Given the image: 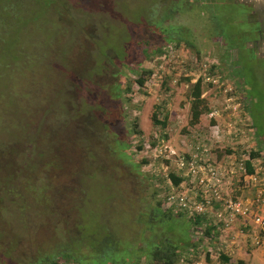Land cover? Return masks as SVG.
<instances>
[{
  "label": "rangeland",
  "instance_id": "obj_1",
  "mask_svg": "<svg viewBox=\"0 0 264 264\" xmlns=\"http://www.w3.org/2000/svg\"><path fill=\"white\" fill-rule=\"evenodd\" d=\"M225 1L242 6L256 2L257 9L246 13L252 19L264 16V0ZM174 5L175 0H0V152L6 158L14 155L22 169V178L1 180L0 157V217L6 220L4 231L18 238L20 253H30L28 245H43L50 238L60 242L64 231L72 236L79 228L92 241L110 231L140 246L147 224L157 230L165 225L166 220L162 226L146 217L156 202L165 209L171 192L197 196L195 179L178 170L196 147H203L202 159L221 172L219 197L252 201L254 213L259 212L258 185L247 181L238 165L248 162L257 178L264 176V30L253 57L251 44L238 49L211 38L205 18L194 8L173 11ZM224 8L217 15L220 22L231 20L233 31L238 18L244 24L238 10ZM252 19L245 17L248 27ZM171 26L184 29L192 47L180 43L155 51L163 37L155 30ZM243 37L232 45L240 46ZM149 42L140 49V43ZM138 61L133 66L137 71H151L142 88L132 83L129 72ZM198 79L203 113L190 126L191 86ZM153 112L159 120L166 115L164 128L151 124ZM134 122L140 136L132 131ZM126 134L131 146L142 148L126 151L130 161L120 149ZM26 136L31 142H25ZM163 136L157 153L145 148ZM45 154L48 159L41 157ZM168 172L185 181L172 187ZM41 185L62 190L56 196L61 221L52 219L47 230L38 226ZM13 186L17 199L5 192ZM220 202L211 204L212 212L223 207ZM158 209L166 213L162 206ZM187 218L181 215L172 224L178 237L186 225L190 234ZM234 223L226 227L204 215L195 225L204 237H192L197 246L191 252L180 248L177 264H221L220 256L230 258L227 264H264L263 232L254 230L259 242L253 245ZM207 227L209 235L204 234ZM223 240L234 242L233 252L222 248ZM84 259L89 260L88 252ZM139 263L146 264L143 259Z\"/></svg>",
  "mask_w": 264,
  "mask_h": 264
},
{
  "label": "trees",
  "instance_id": "obj_2",
  "mask_svg": "<svg viewBox=\"0 0 264 264\" xmlns=\"http://www.w3.org/2000/svg\"><path fill=\"white\" fill-rule=\"evenodd\" d=\"M177 6H173L171 10L173 11H185L190 10L191 7L196 10V13L205 18L206 26H207V33L209 36L213 39H222L224 41L227 40L228 45L230 47H236L238 49H242L245 46L246 42L254 41L252 40L254 35H256V25H252L250 27L247 26V23H245V7L242 5H237L238 3H229L226 4L225 0H175ZM224 7H230L238 10L241 13V17L243 18V25H240L242 23L241 18H238L237 20H240L241 23H239L237 20H235L234 24H237V27L235 31L232 30V24L231 20L229 21H219L217 15L224 12ZM212 27V30L210 29ZM169 28V29H168ZM164 30V32H161L163 28L156 29L155 31H158V33H162V43L159 46V48H156L155 51H158L161 46L165 47H173L176 48L179 46L180 43H183L186 47H192V44L189 42L188 37L185 39V35H187V32L182 28H174L173 26L168 27ZM253 35V37H252ZM242 44L240 46L232 45V42L235 41L237 38H242ZM171 43L173 46H171ZM149 43H143L139 44L140 49H143L145 45L148 47ZM144 55L145 53L142 52ZM150 54V53H148ZM147 54V55H148ZM141 61V60H140ZM141 62H133L132 66L129 68L130 74H133L132 76V83H134L138 88L144 87V83L146 80L150 77L151 71L150 70H140L137 71L135 69V65H139ZM200 80L198 79L196 82H194L191 86V106H190V126H193L197 123L199 116L203 113L202 110L199 108L200 100ZM158 112H153L151 115V124L155 127H159V129H162L165 127L166 124V115H163L161 119H158ZM136 123H132V131L135 134H138L140 136V131L135 130ZM129 134V131L127 132ZM127 134L121 141L120 149L122 153L125 152L123 155L125 159L128 161L131 160V157L129 154H126V151H129L131 149H134L136 151L142 150L140 145L138 146H131L129 142V138L127 137ZM161 136V135H160ZM53 139H56V135L52 136ZM26 143L31 142L30 140L32 137L24 138ZM162 139H165V136L163 138L161 137L159 139H154V145L149 144L145 146L147 149L154 150V153H157V149L160 148L162 145ZM62 140L69 141L67 138H63ZM56 141L54 143L56 144ZM60 144V141L57 143V145ZM12 154V153H7ZM253 157V154H250ZM250 156V157H251ZM0 157L2 159V162L4 165L1 166L3 170V178L1 180H18V178H22L20 175V172L22 169L18 168L19 162L15 160V156L13 155L11 158H6L3 156V154L0 152ZM43 159H48V156L41 155ZM10 159V160H8ZM39 159V158H38ZM2 164V163H0ZM140 164L146 165L148 162L146 160H141ZM56 167H59V164L56 163ZM244 168L246 170V174H252L253 169H251L248 162H244ZM27 168V172H28ZM29 173V172H28ZM260 175V174H259ZM263 176V175H260ZM258 176V178L260 177ZM28 178V176H26ZM182 175L168 172L165 175L166 180L168 181L169 185L176 188L178 187L183 181H185L184 178H182ZM158 180L161 179V176L156 177ZM6 195L9 198H15L17 199L19 196V192L16 187H11L7 189ZM38 195H40L37 208L40 209L39 214L43 215L41 219H39V228H42L44 230L50 229L49 224H51L53 221L52 219H56L57 222H60V217L58 211H57V202L56 196L62 193V190L58 186H50L47 187L46 185H41L40 190H37ZM50 194V195H49ZM162 206V211H165L166 213L161 212L158 208ZM252 211L253 208H252ZM215 210L212 212V210L209 213H214ZM172 213L173 216L170 214ZM184 211L182 210H174L173 207L165 208L163 209V205L160 204V202H156L155 207L151 208L149 215L146 216L147 218L153 220V223H156V225L160 224L162 220H166L165 225L163 226V222L161 225L162 228H159V230L152 228L151 223L147 224V236L145 234L142 235L141 240L142 244L140 246L135 245L134 241L125 240L120 236H115L113 233L108 231V235H105L103 238H101L102 235H100L97 239L92 241V237H87L86 235L82 234V232L79 230L73 234L72 236L68 235V231H64L63 234H66V238L62 239V241H52L46 240L45 244H34L33 246L28 245L29 248L33 249L32 252L24 254L20 253L17 250L19 240L18 238H15L11 235L9 232H5L4 228L2 227V223L6 222V220L2 217H0V250L4 249V252L0 254L1 257V264H6V260L9 259L11 261V264H141L139 261L143 259L146 264H177L179 257L180 248L182 247H189L188 251L191 252L192 249L197 244L195 240H193V236L199 234L200 237L203 236V230L200 228V226L196 227L195 225L200 221L204 219V216L199 215H191L187 218L186 222L189 224H192L189 235L187 234L186 226L182 230L181 235H176L177 232H175V229L172 228V224L174 225V222H176V218L181 217V215H184ZM160 215V217H158ZM205 214V220H208L209 218H212L214 220V215H209L208 217ZM145 218L144 216H140L138 219L140 222L145 223L143 220ZM186 222H184L186 224ZM23 225V224H22ZM207 225H210L209 223ZM214 225V224H213ZM79 226H77L78 228ZM158 228V226H157ZM204 234L209 235L210 227L204 228ZM66 230V229H64ZM24 235H26L25 231L23 232ZM87 238L89 239L87 241ZM86 241L85 245L83 243ZM199 242V240H198ZM31 243V242H29ZM83 245V246H82ZM88 247H87V246ZM122 246V252L118 253V250L120 249L119 246ZM197 246V245H196ZM86 247V252H88L89 260H85L86 252H82L83 249ZM24 260V261H23ZM181 262H183L181 260ZM184 262H186L184 260ZM219 262L221 264H227L230 262V258L226 256H220ZM185 264V263H184Z\"/></svg>",
  "mask_w": 264,
  "mask_h": 264
},
{
  "label": "built area",
  "instance_id": "obj_3",
  "mask_svg": "<svg viewBox=\"0 0 264 264\" xmlns=\"http://www.w3.org/2000/svg\"><path fill=\"white\" fill-rule=\"evenodd\" d=\"M205 152L206 150L203 147H196L188 159L178 163V170H184V173L182 174L184 177H191L195 179L191 181H194L198 188L197 196H194V198H188L184 194L175 195L171 192V194H169L166 198L167 208L173 207L174 210H182L188 217L191 215L204 216L207 209L211 211L212 203L222 201L220 202V206L223 207L219 211L213 213L215 221L229 227L234 223L236 218L240 220L249 219L255 229L261 230L264 234V217L252 211V204L250 203L253 202L247 200L240 201L231 198L222 200V198L219 197L217 182L221 177V172H219L217 168L213 167L207 159H202V156H205ZM238 170L242 172L247 181H251L258 185L256 201H264V176H261L262 178L258 179L255 176V172L252 174H246V170L242 162L239 163ZM223 171H225L224 167ZM240 233L243 235L241 230ZM258 242L259 239L256 235L251 237V243L253 245H258Z\"/></svg>",
  "mask_w": 264,
  "mask_h": 264
},
{
  "label": "crops",
  "instance_id": "obj_4",
  "mask_svg": "<svg viewBox=\"0 0 264 264\" xmlns=\"http://www.w3.org/2000/svg\"><path fill=\"white\" fill-rule=\"evenodd\" d=\"M247 201H249V200H247ZM256 201V200H255ZM250 202H252V201H250ZM257 202V204H256V209H258V211L259 212H255V213H257V214H260V215H262L263 217H264V201H262V200H257L256 201ZM235 224L236 223H234V225L233 226H235ZM237 226H239V228H240V230L241 231H244V232H247V234L248 233H250L249 235H247L246 234V236L245 235H243V237H242V239H244L245 238V240L246 239H250L251 240V237H253V236H255L254 235V230H256L255 229V227L251 224V222H250V220L249 219H242L241 221H239V223H237L236 224V227ZM233 241H222V248L227 252V253H231V252H233V248H232V245H233Z\"/></svg>",
  "mask_w": 264,
  "mask_h": 264
},
{
  "label": "flooded vegetation",
  "instance_id": "obj_5",
  "mask_svg": "<svg viewBox=\"0 0 264 264\" xmlns=\"http://www.w3.org/2000/svg\"><path fill=\"white\" fill-rule=\"evenodd\" d=\"M249 2V1H248ZM247 2V3H248ZM256 2H253V3H251V4H249L248 6L247 5H244V7L246 8L245 9V13L247 12V10H249V9H254V4H255ZM263 5L262 4H260V7H262ZM264 7V6H263ZM256 8V7H255ZM257 9V8H256ZM261 10H263V8H261ZM254 13V12H253ZM255 14V13H254ZM256 16H258V17H256V18H251L250 17V14H248V13H246V18H247V20H249V19H252L251 21V25H256V32L255 33H257L256 35H254L255 37H253V35H252V40H256V42H254V41H249V42H246L245 43V45L247 44H251V49H250V53H252V55H253V57H256V51H257V49H259V42H260V36L262 35V32H263V26H264V16L261 14V13H258V14H255ZM262 15V16H261ZM247 23V22H246ZM249 23V22H248ZM247 23V24H248ZM264 33V32H263ZM261 34V35H260ZM246 45V46H247Z\"/></svg>",
  "mask_w": 264,
  "mask_h": 264
}]
</instances>
